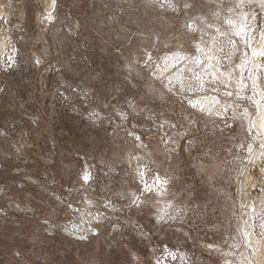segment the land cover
<instances>
[{"label":"rangeland","instance_id":"1","mask_svg":"<svg viewBox=\"0 0 264 264\" xmlns=\"http://www.w3.org/2000/svg\"><path fill=\"white\" fill-rule=\"evenodd\" d=\"M3 1L13 16L0 21L9 38L0 52V264H264L257 251L264 239L251 218L264 200V130L249 132L247 119L232 118L248 109L256 121L251 84H261L264 58L252 57L257 67L243 71L248 87L240 97L235 84H213L207 74L203 93H182L178 73L164 69V58L179 51L186 58L177 67L201 71L187 57L203 60L197 46L212 55L215 29L228 30L229 19L238 24L241 13L257 37L252 47L264 48L258 0L243 8L235 7L239 0H195L194 10L172 0L176 11L166 0H56L50 23L43 0ZM233 39L239 65L251 48ZM182 79L192 82L189 72ZM255 100L264 105L260 95ZM137 167L149 183L158 174L169 184L165 194L146 193L147 203L129 207V194L143 187ZM169 202L181 215L157 223ZM238 229L253 232L252 245L231 247Z\"/></svg>","mask_w":264,"mask_h":264},{"label":"snow or ice","instance_id":"2","mask_svg":"<svg viewBox=\"0 0 264 264\" xmlns=\"http://www.w3.org/2000/svg\"><path fill=\"white\" fill-rule=\"evenodd\" d=\"M153 4L157 2V0H151ZM259 5L261 9H264V0H258ZM166 4L169 8H171L173 11L177 10V6L172 2V0H166ZM245 6V0H239V2L235 5V7L243 8ZM163 7V5H161ZM203 7V5L201 6ZM183 8L186 10H194L196 8L195 0H183ZM217 17L219 16V13H214ZM195 19H201L200 17H195ZM247 16L243 13H241L240 21L239 23H235L233 20L229 19L227 23L229 24L228 30H221L220 27H217L215 29L216 35L212 37L211 39V45L212 48L210 51L212 52V55H209V52L204 51V49L198 47V51H200L203 55V60L199 56L192 58L187 57L190 61V63L194 64L196 67H200L201 71L197 72L195 68H187L185 66L184 68L177 67V63L179 61H182L186 57L181 54V52L176 51L173 52L170 56H166L164 58V69H174L178 75H176V79L179 82V91L180 92H190L193 94L197 93H203L206 90V81L204 80L203 76L205 74L212 76L211 83L218 84L223 87H229L233 84L237 86V92L236 95L240 97V94L244 92L248 85L244 83L243 78V71L247 68L249 64H251L253 67H257L255 64V61L252 60V57H261L264 58V48H261L259 51L255 47H252V43L257 40V37L249 35V33L246 31V28L248 27L247 23ZM187 27H191V25L187 24V21L185 22ZM233 37H240L244 39V43L247 47L251 48V56L248 55L247 52L243 53L238 59H239V65H235L233 62V57L236 56L237 52V46L236 41L233 39ZM259 39L264 40V29H261L259 31ZM201 43H204L202 40ZM217 53H222V56H217ZM227 60V63L222 65L221 60L225 59ZM148 61L152 60L151 54H148L147 56ZM213 59H215V63H212ZM39 61L37 60V63ZM160 66L157 65V68ZM239 67L241 72L234 78V71L235 68ZM260 68V72H258L256 75L261 80V84H257L256 80H252L251 89L253 92V104L256 105L257 112L260 108H264V105L259 104L255 100L256 95H260L262 98H264V64L258 65ZM221 68L224 69V71H221ZM208 69H211V71H207ZM185 72H189L191 74L192 82L189 83L187 86L184 84L182 76ZM253 73L249 72V79L252 78ZM173 77H168V83L169 85L172 84ZM260 87L261 92L257 93L256 89ZM218 90V88L213 89ZM169 91H172V88L169 87ZM226 95L231 96L232 93H226ZM214 104H218L219 101L216 99V97H209ZM189 105L192 108H198L199 111L204 112L205 107L200 103L199 100L193 101L191 99L188 100ZM130 107H134V105L129 103ZM225 109L228 107L227 105L223 106ZM208 113L212 114V109H208ZM221 113L219 111L216 112V115H220ZM98 113L92 112L90 113V117L97 116ZM122 119L126 118L124 113H119ZM238 116H242L243 118L247 119L248 121V128L247 130L249 132L252 131V129L256 126L253 120V113L250 112L248 109H245L243 113H237L235 110H233V119H237ZM260 127L264 129V123H261ZM131 135V133H130ZM180 135H183L181 133ZM137 140L140 139V137H136ZM248 152L251 155L252 153V145L248 144ZM261 148H264V140L261 141ZM262 156H264V153H261ZM136 159L137 161L140 160V157L135 156L132 157ZM111 170V169H110ZM261 171L264 172V167L261 168ZM136 175L134 176V179L139 178L143 182V187H137V190L135 192H132L129 194V207H140L142 204L147 203L148 199L150 198L148 194H155V195H163L166 193L167 188L166 185L169 184V180L166 178L160 177L158 174H154L152 182L149 183L147 180H144L145 172L141 171L139 167L135 170ZM81 179L87 184L90 179V173L85 171L81 177ZM89 205L92 203L91 201L87 202ZM105 207H111L114 211L116 210L114 205L111 202H106ZM168 209H172V212L169 213ZM254 215L251 217L254 221L253 228L255 227V221L259 222V227L261 229L259 233L260 239H264V200L261 202V207L259 213L255 212V209H253ZM181 212L178 211L172 203H168L166 207L163 210H159L156 216L157 223L165 222V218L167 219H175L176 216H180ZM73 228L76 229L77 226L73 225ZM88 231H94V229L89 228ZM239 235L241 237L240 240H237L234 238L233 243L231 244L232 248H239L241 244H243L245 247H248L251 245L250 237L253 235V232L248 231L247 229L240 230L238 229ZM79 239H85L86 237L84 235H80L78 237ZM259 242V241H258ZM209 249H212L214 251H219L218 248L214 247L212 244L207 245ZM167 251V249H165ZM169 255L173 256L175 258V253L169 252ZM225 256L232 255L231 252L224 253ZM133 259H137L135 255H133ZM157 264H159V261L157 260ZM224 264H233L232 261H225ZM243 264V261L241 262Z\"/></svg>","mask_w":264,"mask_h":264},{"label":"bare ground","instance_id":"3","mask_svg":"<svg viewBox=\"0 0 264 264\" xmlns=\"http://www.w3.org/2000/svg\"><path fill=\"white\" fill-rule=\"evenodd\" d=\"M35 3V2H34ZM42 5V4H41ZM55 5H56V0H43V5H42V7H43V13L44 14H46L47 15V17L45 18V19H47L48 20V23H50V21L51 20H53V16H52V13H53V11H54V8H55ZM22 13L21 14H23L22 16H21V20H22V22L24 23V20H25V12L22 10L21 11ZM13 16V9L11 8V6H9V4L7 5V4H4V1L3 0H0V21L3 19V18H5V22H7L8 21V19L10 18V17H12ZM35 18H36V21H38V22H40V14L39 13H37L36 14V16H35ZM44 18V17H43ZM10 20V19H9ZM46 20V21H47ZM41 21H42V19H41ZM47 24V23H46ZM45 24V25H46ZM7 25V24H6ZM43 38V37H42ZM8 43H9V38H8V36H6L5 34H3V32H2V30L0 29V52L1 53H3V54H5L6 53V51H5V48H7L8 47ZM184 81H185V79H183ZM187 83V82H186ZM185 84V83H184ZM212 91V90H211ZM209 97H212V96H202V98H201V100H203V102L204 103H206V102H208V101H211L210 99H208ZM259 104H261V103H259ZM205 105V104H204ZM261 105H263V104H261ZM257 112V111H256ZM257 118V119H256ZM256 118H255V120L256 121H254V123H255V128L254 129H256V128H258L259 130L260 129H262L261 127H260V125H261V123H264V108H260L259 109V111L257 112V114H256ZM264 130V129H263ZM262 130V131H263ZM259 132V131H258ZM263 161V160H262ZM246 191V190H245ZM257 201V200H256ZM251 223V222H250ZM74 235H77V236H79V234H80V232H78L77 230L76 231H74V233H73ZM253 239V238H252ZM252 239H250L251 240V242H252ZM256 241V240H255ZM259 241V240H258ZM260 242V241H259ZM260 245H259V247H257V248H259V249H257V251H259L260 253H262V254H264V241L262 240V242L261 243H259ZM252 245V244H251ZM259 253V254H260ZM262 261V260H261Z\"/></svg>","mask_w":264,"mask_h":264}]
</instances>
